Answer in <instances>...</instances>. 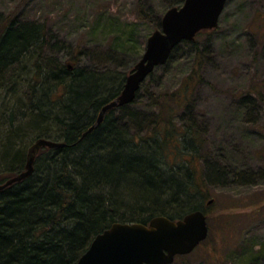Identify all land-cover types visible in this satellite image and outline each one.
I'll list each match as a JSON object with an SVG mask.
<instances>
[{
  "label": "trees",
  "instance_id": "obj_1",
  "mask_svg": "<svg viewBox=\"0 0 264 264\" xmlns=\"http://www.w3.org/2000/svg\"><path fill=\"white\" fill-rule=\"evenodd\" d=\"M174 1L171 7L184 3ZM137 16L151 17L142 3ZM161 21L154 22L155 31ZM201 33L174 49L141 85L134 102L107 111L89 131L102 108L120 96L138 59L125 72L54 64L51 58L45 66L47 24L15 14L0 16V184L25 171L29 149L38 139L64 144L42 148L33 174L0 191V264H77L93 240L114 224L148 225L160 216L176 221L198 210L214 211L212 176L194 165L208 158L204 140L195 123L178 124L176 116L206 83L207 55L197 40ZM188 55L194 66L180 87L160 95L153 91L157 70H168ZM144 96L158 111L153 127L145 135L130 133L114 117L115 110L136 117L133 107ZM246 171L220 170L216 177ZM212 235L210 228L204 242ZM259 253L264 256V249Z\"/></svg>",
  "mask_w": 264,
  "mask_h": 264
},
{
  "label": "rangeland",
  "instance_id": "obj_2",
  "mask_svg": "<svg viewBox=\"0 0 264 264\" xmlns=\"http://www.w3.org/2000/svg\"><path fill=\"white\" fill-rule=\"evenodd\" d=\"M174 2L0 0V16L15 14L47 24L45 66L51 58L54 64L125 72L142 58L144 51L141 55L138 51L155 31L154 22L162 20ZM140 3L150 21L138 18ZM197 40L207 55L206 83L200 84L190 105L176 116L178 124L190 122L199 128L208 158L197 159L194 165L212 176L209 201H217L214 211L206 214L212 219L209 241L185 259L177 256L173 264H264L259 253L264 249V0H229L218 28L202 31ZM193 66L190 55L176 59L168 70H157L151 88L158 95L177 90ZM149 101L144 96L133 107L139 112L136 117L119 110L114 117L130 133L145 135L158 112ZM220 170L247 171L222 180L216 177ZM225 223H229L228 231L222 228Z\"/></svg>",
  "mask_w": 264,
  "mask_h": 264
},
{
  "label": "water",
  "instance_id": "obj_3",
  "mask_svg": "<svg viewBox=\"0 0 264 264\" xmlns=\"http://www.w3.org/2000/svg\"><path fill=\"white\" fill-rule=\"evenodd\" d=\"M228 1L184 0L182 6L167 10L161 29L149 36L144 54L128 75L120 96L102 108L89 131L98 127L107 111L134 102L141 85L157 67L168 62L179 44L195 41L200 32L218 28ZM63 146L60 142L38 139L29 149L25 171L0 184V191L33 174L42 148ZM208 236V218L201 210L176 221L160 216L148 225L117 223L93 240L77 264H173L177 256L193 253Z\"/></svg>",
  "mask_w": 264,
  "mask_h": 264
}]
</instances>
